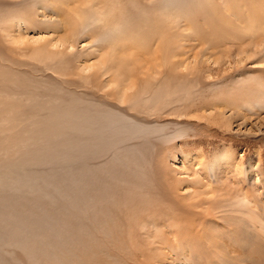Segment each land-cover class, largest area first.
Here are the masks:
<instances>
[{"label": "rangeland", "instance_id": "1", "mask_svg": "<svg viewBox=\"0 0 264 264\" xmlns=\"http://www.w3.org/2000/svg\"><path fill=\"white\" fill-rule=\"evenodd\" d=\"M263 45L264 0H0V264H264Z\"/></svg>", "mask_w": 264, "mask_h": 264}, {"label": "bare ground", "instance_id": "2", "mask_svg": "<svg viewBox=\"0 0 264 264\" xmlns=\"http://www.w3.org/2000/svg\"><path fill=\"white\" fill-rule=\"evenodd\" d=\"M261 37H263V36H261ZM253 38H254V37H253ZM253 41L256 42L255 40H253ZM253 41L251 40L252 43H253ZM259 41H260V40H259ZM256 43H257V42H256ZM256 43H255V44H256ZM253 44H254V43H253ZM259 44H260V43H259ZM71 45H72V46H73V45H76V41L72 40V44H71ZM256 45L258 46V44H256ZM254 46H255V45H254ZM257 46H255L256 49H258ZM259 46H260V45H259ZM259 46H258V47H259ZM263 46H264V45H263ZM73 48H74V46H73ZM75 50H76V49H75ZM254 50H255V49H254ZM260 51H261V50H260ZM257 52H258V51H257ZM259 53H260V52H259ZM178 108H179V107H178ZM81 115H82V114H81ZM80 121H81V120H80ZM28 160H30V159H28ZM47 160H48V159H47ZM30 162H32V161H30ZM5 164H6V163H5ZM263 245H264V244H263Z\"/></svg>", "mask_w": 264, "mask_h": 264}]
</instances>
